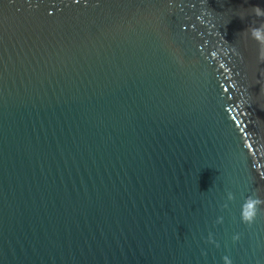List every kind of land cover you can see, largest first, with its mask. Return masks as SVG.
Listing matches in <instances>:
<instances>
[{
    "label": "water",
    "instance_id": "water-1",
    "mask_svg": "<svg viewBox=\"0 0 264 264\" xmlns=\"http://www.w3.org/2000/svg\"><path fill=\"white\" fill-rule=\"evenodd\" d=\"M254 6L0 0V264H264Z\"/></svg>",
    "mask_w": 264,
    "mask_h": 264
},
{
    "label": "clouds",
    "instance_id": "clouds-1",
    "mask_svg": "<svg viewBox=\"0 0 264 264\" xmlns=\"http://www.w3.org/2000/svg\"><path fill=\"white\" fill-rule=\"evenodd\" d=\"M253 14L256 16L264 17V9H260L258 6H254ZM247 36L250 40L255 41L258 45V50L256 52V59L259 63H264V22L259 26H249L246 30ZM243 36V34H242ZM260 97H264V86L260 88L259 95L256 97L257 102ZM259 107L264 110V104L258 102ZM264 179V176H261ZM232 193H228V200H232ZM264 204V200L258 197L248 196L245 198L240 209V219L241 222L247 225H251L257 216L259 207ZM219 222V221H218ZM239 236L233 237V240H238ZM224 264H231V260L228 256L222 257Z\"/></svg>",
    "mask_w": 264,
    "mask_h": 264
},
{
    "label": "snow or ice",
    "instance_id": "snow-or-ice-1",
    "mask_svg": "<svg viewBox=\"0 0 264 264\" xmlns=\"http://www.w3.org/2000/svg\"><path fill=\"white\" fill-rule=\"evenodd\" d=\"M244 41H245V45H246V42H247V33H245V35H244Z\"/></svg>",
    "mask_w": 264,
    "mask_h": 264
}]
</instances>
